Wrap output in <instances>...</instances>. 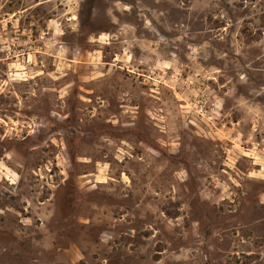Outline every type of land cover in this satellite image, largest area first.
<instances>
[{"label": "rangeland", "instance_id": "1", "mask_svg": "<svg viewBox=\"0 0 264 264\" xmlns=\"http://www.w3.org/2000/svg\"><path fill=\"white\" fill-rule=\"evenodd\" d=\"M0 264H264V0H0Z\"/></svg>", "mask_w": 264, "mask_h": 264}]
</instances>
